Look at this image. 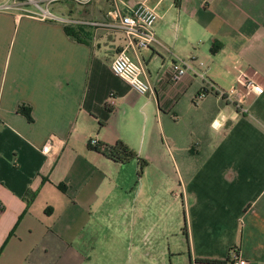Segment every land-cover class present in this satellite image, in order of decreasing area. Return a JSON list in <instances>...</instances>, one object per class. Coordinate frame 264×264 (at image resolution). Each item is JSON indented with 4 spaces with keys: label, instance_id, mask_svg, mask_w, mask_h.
Instances as JSON below:
<instances>
[{
    "label": "crops",
    "instance_id": "1",
    "mask_svg": "<svg viewBox=\"0 0 264 264\" xmlns=\"http://www.w3.org/2000/svg\"><path fill=\"white\" fill-rule=\"evenodd\" d=\"M7 1L0 0V264H126L107 249L127 245L114 233H134L144 215L180 230L186 223L194 264H232L235 252L264 264V91L242 103L240 94L220 92L240 71L264 88V0H148L161 43L127 50L144 65L150 93L111 67L127 44L120 28L78 22L71 35L64 22L36 17L32 6L3 8ZM119 1L126 12L136 0ZM113 3L52 5L109 21ZM179 58L194 70L174 82L168 67ZM91 138L122 140L147 164L115 160Z\"/></svg>",
    "mask_w": 264,
    "mask_h": 264
},
{
    "label": "built area",
    "instance_id": "2",
    "mask_svg": "<svg viewBox=\"0 0 264 264\" xmlns=\"http://www.w3.org/2000/svg\"><path fill=\"white\" fill-rule=\"evenodd\" d=\"M60 0H10L7 1L3 8L24 7L34 5L35 9H28V12L41 19H54L64 22L65 24L72 25L73 23H89L95 26L117 27L124 31L127 44L126 47L119 50L111 62L112 69L119 74L122 78L130 83V85L140 93L154 92V85L144 75V65L135 60L128 48L138 50L142 47H148L156 43H161V40L156 35L154 23L159 15L156 7L149 4L148 0H136L134 6L130 11H123L120 1L113 0V7L109 10V15L113 20H92L80 19L71 15H64L55 12L51 5ZM85 1V0H76ZM87 1V0H86ZM202 64L203 61H200ZM194 70V66L190 60L179 58L171 62L168 67V72L174 82L181 80L185 74ZM264 91L262 85L250 77L246 71H240L237 77V83L230 87L228 90H221L224 95L238 96L240 103L244 102L245 97L251 92L261 94ZM205 92H201L199 97L204 96ZM236 96V95H235ZM116 102L115 93L111 92L108 104ZM97 139L93 138L92 143H97ZM53 144V138L50 137L42 147L44 152L50 151ZM1 206V203H0ZM232 264H249V260L234 253Z\"/></svg>",
    "mask_w": 264,
    "mask_h": 264
},
{
    "label": "rangeland",
    "instance_id": "3",
    "mask_svg": "<svg viewBox=\"0 0 264 264\" xmlns=\"http://www.w3.org/2000/svg\"><path fill=\"white\" fill-rule=\"evenodd\" d=\"M72 2L73 0H60L56 3L64 5ZM31 6L32 9L36 8ZM55 8L52 5V9ZM158 223L152 224L147 215H144L143 224L141 222L139 229L134 233L130 231L123 237L121 233H114L115 238L126 240L127 245L117 244L107 250L124 257L126 264H194L188 238L183 229L168 226L167 217L164 216H159Z\"/></svg>",
    "mask_w": 264,
    "mask_h": 264
},
{
    "label": "trees",
    "instance_id": "4",
    "mask_svg": "<svg viewBox=\"0 0 264 264\" xmlns=\"http://www.w3.org/2000/svg\"><path fill=\"white\" fill-rule=\"evenodd\" d=\"M177 1H181V0H177ZM65 30L71 34L74 35V31L72 29V25H68L65 24ZM20 109L22 111H24L28 117L30 119H32V116L30 114V108L24 104H22L20 106ZM92 139H90V143H92ZM98 149H102L103 151L111 158L115 159V160H128L130 158L133 157H137L139 160V164H140V170L147 164V160L146 158H143L142 156H140L137 151H135L134 149H132L127 143H125L122 140H119L117 143H115L114 145H108L104 142H100L98 141L97 143H93ZM184 233L186 235H188V230H187V226L186 223L183 225L182 227ZM199 260L202 261H207V262H213V263H227V259L223 260V259H212V258H201Z\"/></svg>",
    "mask_w": 264,
    "mask_h": 264
}]
</instances>
